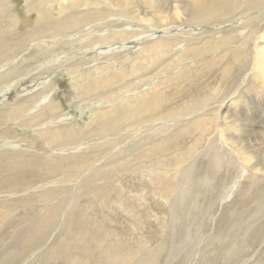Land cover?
Listing matches in <instances>:
<instances>
[{"label":"rangeland","instance_id":"obj_1","mask_svg":"<svg viewBox=\"0 0 264 264\" xmlns=\"http://www.w3.org/2000/svg\"><path fill=\"white\" fill-rule=\"evenodd\" d=\"M191 1L0 0V264H264V0Z\"/></svg>","mask_w":264,"mask_h":264},{"label":"bare ground","instance_id":"obj_2","mask_svg":"<svg viewBox=\"0 0 264 264\" xmlns=\"http://www.w3.org/2000/svg\"><path fill=\"white\" fill-rule=\"evenodd\" d=\"M110 3L112 4V6H115V7H120L119 5V0H109ZM126 3L129 2V0H125ZM186 3V2H185ZM187 5H190L191 7V12L189 11L190 13V17L192 15H198V17L200 18V20H208V19H212L213 17H215L216 15V4H215V1L214 0H211L209 1L207 4H205L204 2H202L201 0H199L197 2V0H193L191 2H188ZM198 11V13L196 12ZM160 47V46H159ZM264 52V50H262ZM262 53V52H261ZM262 59V58H261ZM258 63V62H257ZM260 64V63H259ZM261 66V65H259ZM261 69H264V66L261 68L259 67L258 68V71L261 70ZM256 70V69H255ZM260 72V71H259ZM264 73V72H263ZM262 73V75H263ZM255 74V73H254ZM258 74V73H257ZM255 74V75H257ZM261 75V77H262ZM258 76V75H257ZM260 77V75H259ZM263 78V77H262ZM264 79V78H263ZM153 102V101H152ZM151 103V102H150ZM152 106V104H150ZM36 254H33L24 264H30V262L36 257Z\"/></svg>","mask_w":264,"mask_h":264}]
</instances>
